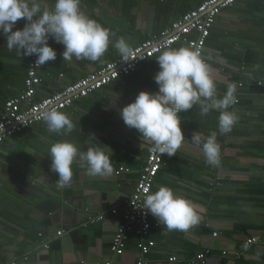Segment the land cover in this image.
I'll list each match as a JSON object with an SVG mask.
<instances>
[{"label": "crops", "instance_id": "crops-1", "mask_svg": "<svg viewBox=\"0 0 264 264\" xmlns=\"http://www.w3.org/2000/svg\"><path fill=\"white\" fill-rule=\"evenodd\" d=\"M47 2L52 6L55 0ZM200 2L81 0V10L115 34L113 43L98 61L73 57L67 62L62 57L64 45L52 39L57 58L42 68L37 97L120 56L113 46L119 37L133 47ZM25 23L18 21L13 30ZM181 46L186 45L176 43L171 48ZM160 53L61 110L76 125L72 133H49L44 122L0 142V264H105L107 260L137 264L135 235L129 236L118 256H112L109 246L151 143L124 124L120 109L141 91H158L154 76L160 70L156 59ZM204 54L217 81L218 98L228 84L237 85L238 103L229 111L235 110L239 120L231 132L220 134L218 111L201 116L200 108L194 106L181 112L185 142L168 156L151 193L160 186L173 189L198 206L201 222L187 233L169 232L151 214L150 264H201L197 255L207 249L211 253L204 264H264V0H238L225 8L210 30ZM28 57L9 51L0 31V116L5 100L23 89ZM213 131L221 145L219 167L207 164L202 149L191 140L195 132L207 137ZM63 140L74 142L80 151L104 148L114 171L120 165L130 171L93 178L87 174L86 163L83 167L74 163L71 186L60 188L59 176L51 170L50 148ZM217 176L220 183L213 186ZM113 207L116 213L110 211ZM98 212L105 213L102 221L84 225ZM61 228L66 231L59 236L56 232ZM249 236L259 240L245 245ZM44 241L49 249H43ZM170 256L177 259L171 261Z\"/></svg>", "mask_w": 264, "mask_h": 264}, {"label": "clouds", "instance_id": "clouds-1", "mask_svg": "<svg viewBox=\"0 0 264 264\" xmlns=\"http://www.w3.org/2000/svg\"><path fill=\"white\" fill-rule=\"evenodd\" d=\"M25 20L22 29L13 30L18 21ZM0 31L6 36V47L18 56H37L34 65L40 68L57 58L56 50L48 43L54 39L64 45L62 57L71 62L101 59L113 43L115 34L81 10V0H55L50 6L47 0H0ZM113 46L123 60L131 57L132 48L124 37L115 40ZM159 71L154 80L158 91H141L136 99L120 109L121 118L129 128L141 133L142 140L151 143V151L159 155H175L185 142L179 113L194 106L201 116L215 110L220 113L218 129L228 134L239 120L235 110L238 103L237 85L230 83L222 98H218L217 81L202 49L192 45L179 48L167 47L156 58ZM49 133L67 135L75 130L71 116L56 108H44L38 115ZM192 142L202 149L205 162L213 167L221 163V145L217 132L207 137L195 132ZM51 170L58 174L56 184L70 187L74 163L83 167L86 163L90 177L111 176L114 168L111 155L101 147L90 146L80 151L78 146L63 140L50 148ZM167 231L187 233L201 222L198 206L173 189L160 186L147 194L141 204Z\"/></svg>", "mask_w": 264, "mask_h": 264}, {"label": "built area", "instance_id": "built-area-1", "mask_svg": "<svg viewBox=\"0 0 264 264\" xmlns=\"http://www.w3.org/2000/svg\"><path fill=\"white\" fill-rule=\"evenodd\" d=\"M237 1L201 0L196 7L181 14L160 32L150 35L145 40L131 47L132 58L123 60L120 55L115 59L108 60L95 71L81 76L63 88L40 98L37 97V93L42 82L41 70L47 63L37 68L34 65L37 56H29L26 63L23 89L17 95L7 98L4 102L0 116V142L20 134L33 124L43 122L42 119L37 117L44 108H56L61 111L76 100L103 88L115 79L131 74L142 63L147 62L157 53L167 47H172L176 43L199 47L205 57L204 49L212 26L224 9L232 6ZM51 41L52 38L49 39L48 43L50 44ZM151 146L150 144L136 184L123 207L122 220L118 223L109 246L112 256H118L124 252L129 236L135 235L138 251L137 264L151 263L149 252L152 245V241L149 239L152 227L151 213L140 205L143 204L144 197L151 193L155 178L159 170L166 165L168 158L167 154L159 155L152 152L150 150ZM129 171V167L120 165L115 168L114 172L116 176H119ZM219 178L220 176L215 177L211 184L213 186L219 184ZM110 211L116 213L117 208L113 207ZM104 216V212L90 215L84 225L100 222L104 219ZM65 231V229L61 228L57 230L56 234L60 236ZM213 235H218V232H213ZM258 240L255 236H249L245 241V245H250ZM262 243L264 244V240H262ZM49 247V243L44 241L43 249H49ZM210 253V249L200 252L197 255V261L204 264L207 255ZM176 259V256L169 257L171 261ZM111 262L112 260H107L105 264H111ZM10 264H16V261H12Z\"/></svg>", "mask_w": 264, "mask_h": 264}, {"label": "trees", "instance_id": "trees-1", "mask_svg": "<svg viewBox=\"0 0 264 264\" xmlns=\"http://www.w3.org/2000/svg\"><path fill=\"white\" fill-rule=\"evenodd\" d=\"M42 123H44V121L41 122V123H37V124H42ZM26 129H27V128H26ZM26 129H25V130H26ZM25 130H23V131H25ZM23 131H22V132H23ZM22 132H21V133H22ZM21 133H20V134H21ZM16 136H19V134H18V135H15L14 137H16ZM10 138H12V137H10Z\"/></svg>", "mask_w": 264, "mask_h": 264}]
</instances>
